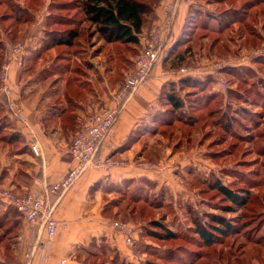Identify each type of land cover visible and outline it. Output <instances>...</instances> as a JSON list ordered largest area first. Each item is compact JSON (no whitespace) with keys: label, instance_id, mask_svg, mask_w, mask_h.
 Listing matches in <instances>:
<instances>
[{"label":"rangeland","instance_id":"1","mask_svg":"<svg viewBox=\"0 0 264 264\" xmlns=\"http://www.w3.org/2000/svg\"><path fill=\"white\" fill-rule=\"evenodd\" d=\"M70 1L0 0V60H5L7 42L21 44L25 55H29L20 67L26 76L23 85L27 91L36 77L45 89L60 84L59 89L69 81H80L103 96L98 107L101 109L105 99H113L133 72L138 54L119 48L118 55L115 46L107 44L84 15L77 16L73 9L63 10L61 4ZM261 1L264 0H193L183 33L164 60H170L166 67H187L197 73L170 80L161 94L157 113L137 133L142 140L136 148L134 167L149 172L150 177L103 188L113 220L127 222L136 229L135 244L128 247L132 258L106 247L112 249L109 254L102 249L106 245L97 241L85 248V257L123 258L117 264H264ZM21 12L31 17L32 23L19 25L14 32L12 25ZM54 14L73 17L75 25L85 30L77 46L67 54L65 49L47 50L45 34L37 38L29 30L37 16L44 19V25ZM14 35L17 40L12 42L8 36ZM31 35L35 37L32 42ZM182 80L191 82L181 84ZM170 90L180 94V109L168 104L165 93ZM73 96L82 100L84 93ZM73 102L67 98L63 106H72ZM0 123L4 127L0 134L4 144L19 139L7 118ZM10 151V147L0 144L1 153ZM124 163L118 160L119 166ZM217 181L240 195L250 193L246 205L227 200L215 189ZM2 190L5 189L0 188V237L12 243L18 214L2 200ZM111 191L113 195L107 196ZM209 216L223 217L233 227L227 235L206 244L194 231L196 220L219 226ZM160 225H164V230ZM98 260L108 262L106 258Z\"/></svg>","mask_w":264,"mask_h":264},{"label":"crops","instance_id":"2","mask_svg":"<svg viewBox=\"0 0 264 264\" xmlns=\"http://www.w3.org/2000/svg\"><path fill=\"white\" fill-rule=\"evenodd\" d=\"M171 2L173 0H161L156 7L154 18L140 34L138 54L143 48L142 37L153 25L160 27L165 39L166 53L177 43L187 23L193 0H178L174 19L167 25L165 6ZM43 22L44 19L37 16L29 27L30 32L37 38L44 36ZM29 37L31 42L35 38L32 35ZM25 56L23 65L27 60ZM169 61L163 59L157 63L149 80L128 99L113 133L100 147L98 154L100 158L116 162L124 160L126 163L111 170H88L66 193L60 197L50 198L49 203L55 204V218L67 224V227L59 229L46 252L43 251V242L47 240L45 231L38 225L29 224L18 214L13 223L15 226L13 242L0 237V264H20L25 261L26 254H31L28 264H88L85 248L93 241L111 247L120 255L130 256L125 257L127 259L132 258L124 235L112 226L114 220L106 207L103 188L134 178L150 177L149 172L134 167V159H137L136 148L142 140L137 133L140 134L141 127L143 129L144 125L151 121L152 115L157 113L161 94L170 82L162 76L169 68L166 67ZM20 67L15 63L10 65V81L14 87L11 101L16 109L23 113L25 122L13 116V112L4 101H1L3 104L0 103V106L4 109L1 115L9 120L14 128L12 131L19 139L13 140L16 143L11 141L5 144L0 140L2 146L12 149L9 153L0 152V188H10L24 193L37 183L43 181L55 183L68 174L74 162L71 157L63 156L61 152L72 142L77 130L88 121L91 114L98 111L103 96L95 92L93 87H87L82 89L84 92L82 100L72 98L71 103L75 101L74 105L63 106L68 98V94H65L67 92L65 85L58 89L60 84H54L45 89L36 77L35 82L31 83L30 91H27L23 85L26 76L21 73ZM104 106L103 108L114 107V99H105ZM69 109L70 116L73 117L70 124L62 118ZM5 129L9 128L6 126ZM33 143L39 145L40 156L32 152ZM110 195H113L112 191L107 194Z\"/></svg>","mask_w":264,"mask_h":264},{"label":"built area","instance_id":"3","mask_svg":"<svg viewBox=\"0 0 264 264\" xmlns=\"http://www.w3.org/2000/svg\"><path fill=\"white\" fill-rule=\"evenodd\" d=\"M177 3L178 0H173L165 6L167 25H170L174 19ZM142 42L143 48L137 55L133 72L113 95L115 106L102 108L92 113L88 121L77 130L72 142L62 150L61 154L71 157L74 162V166L68 174L55 183L49 184L45 181L37 183L24 193L7 189L1 191L2 200L6 204L13 207L29 224L38 225L45 231L47 240L43 242L44 252L48 251L51 240L54 239L59 229L67 227V224L55 218V204L49 203L50 198L53 196L60 197L66 193L88 170H111L118 166V162L112 159L99 157L100 147L103 141L113 133L125 103L149 80L157 63L167 56L165 39L158 25H153L150 28L146 35L142 37ZM5 49V60L0 69V101H4L9 110L13 112V116L25 122L23 113L16 109L15 104L11 101L14 87L10 81V65L12 63L17 64L19 67L23 65L25 48L21 44L7 42ZM194 73H197L195 69L187 67L177 70L168 68L162 76L167 80H177ZM31 149L36 156L41 155L38 144L33 143ZM112 226L124 235L127 246H134L136 229L133 225L124 221H114ZM30 259L31 254H26L25 261L20 264H28Z\"/></svg>","mask_w":264,"mask_h":264},{"label":"trees","instance_id":"4","mask_svg":"<svg viewBox=\"0 0 264 264\" xmlns=\"http://www.w3.org/2000/svg\"><path fill=\"white\" fill-rule=\"evenodd\" d=\"M160 1L161 0H72L69 3L61 4V6L64 7L63 10H76L77 16H80L81 14L84 15L85 20L95 27L96 32L101 38H103L107 44L115 46L114 49H116L118 55H120L119 48H124V50L130 54H138L140 48V34L147 23L154 18L155 9ZM260 3L263 4L264 1H261ZM61 6L59 7L60 9L62 8ZM51 16L52 17L47 18L46 23L44 24V34L47 38L46 49H65V54H67L77 46L76 44L85 30L82 31L79 29L80 25H75L74 22L76 21L73 20V17L67 18L55 14ZM10 19L11 17H8L7 21ZM15 20L16 22L12 25L14 27V32L17 26L32 23L31 17H26L22 12ZM15 37L16 35L8 36L12 42L17 40V37ZM1 47H3V43L0 41V48ZM1 65L2 58L0 60V67ZM186 82L188 83L191 81L182 80L181 84ZM170 84L171 86L173 85L172 83ZM83 88H86V85L84 86L80 81L67 82L66 90L69 101L72 102V98H76L73 95L81 96L82 93H84L82 90ZM171 90L169 93H165V98L167 99L168 104L173 106V109H180L183 105L181 96L176 91ZM75 91L77 92L76 94ZM0 103L3 104L1 101ZM3 111L4 109L0 106V115ZM1 118L0 120H3L4 117ZM62 118L65 122H70L73 119V117L70 116V109L67 111V114L66 112L64 113ZM2 125L3 124L0 123V134L3 133L2 131L4 130ZM214 187L233 204L246 205V199L250 198V193L243 195L242 193L245 194V192H242V195H240V193L222 185L219 181L215 183ZM14 211L18 214L15 209ZM209 218L211 219V222H214L219 226L209 223L203 224L198 220L195 222L196 228L194 233L197 234L199 239L206 244H211L222 235H227L233 227L232 224L223 217L209 216ZM159 228L164 230V225H160ZM170 235L175 236L173 233ZM94 247L95 249L97 248L96 246H93L92 248ZM106 247L107 246H103L102 249L104 251L107 250L106 252L110 254L112 250ZM88 252L91 253V255H95L92 251L88 250ZM99 258H106L108 259V262L105 263L104 261H99ZM121 259L123 258L117 256L96 257L95 255V257H87L88 264H107L109 262V264H117ZM122 263L125 262L122 260Z\"/></svg>","mask_w":264,"mask_h":264}]
</instances>
